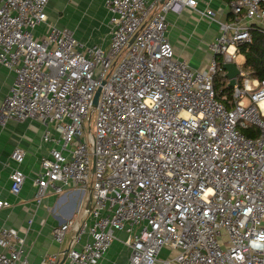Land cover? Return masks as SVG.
Returning a JSON list of instances; mask_svg holds the SVG:
<instances>
[{
    "label": "built area",
    "instance_id": "obj_1",
    "mask_svg": "<svg viewBox=\"0 0 264 264\" xmlns=\"http://www.w3.org/2000/svg\"><path fill=\"white\" fill-rule=\"evenodd\" d=\"M48 2L0 0V64L14 72L0 124L37 120L52 144L33 177L36 202L70 187H91L92 197L89 210L54 226L65 248L39 264L64 254L105 264L115 240L129 250L124 264H264V79L240 67L231 106L213 84L216 55L235 61L250 25L264 27V0L229 1L205 68L177 56L167 36V12L196 0H104L106 48L49 22ZM253 126L257 135L244 131ZM24 158L21 146L10 152L15 195ZM24 263V236L1 226L0 264Z\"/></svg>",
    "mask_w": 264,
    "mask_h": 264
},
{
    "label": "crops",
    "instance_id": "obj_2",
    "mask_svg": "<svg viewBox=\"0 0 264 264\" xmlns=\"http://www.w3.org/2000/svg\"><path fill=\"white\" fill-rule=\"evenodd\" d=\"M229 1L196 0L197 8L185 6L178 11L167 12V36L177 56L188 60L194 67H206L211 56L208 44L218 33V21L229 19ZM204 8L211 9L215 18L199 11ZM46 11L49 22L71 29L75 37L86 45L108 46L109 13L104 0H49ZM39 28L43 30L44 26ZM241 56L244 61V55ZM242 63L238 65L242 67ZM13 79L14 72L0 64V106L10 91ZM42 134V124L30 118L10 119L0 124V198L10 202L0 208V227L15 226L24 236L27 256V263L24 264H39L43 254L63 250L65 243L58 244L53 239L54 226L71 218L74 211L78 217L87 204L88 192L73 187L62 193L50 192L40 202L34 199L33 177L39 173L41 157L52 146L51 142L43 141ZM15 146L25 149L21 168L26 173L24 184L16 195L9 191L10 152ZM118 246L112 243L105 255V264L116 263ZM128 253L129 250L120 264L125 263ZM59 264L71 263L62 258Z\"/></svg>",
    "mask_w": 264,
    "mask_h": 264
},
{
    "label": "trees",
    "instance_id": "obj_3",
    "mask_svg": "<svg viewBox=\"0 0 264 264\" xmlns=\"http://www.w3.org/2000/svg\"><path fill=\"white\" fill-rule=\"evenodd\" d=\"M231 18V11L229 19ZM251 39L244 40L239 43V54L244 55L242 68L248 72L251 77H258L264 79V27L257 23L250 25ZM217 70L213 78L214 88L216 89L217 96L222 99L227 106L232 105L233 100V87L228 85V79L222 69L219 67L223 62L221 54L216 55ZM242 78L238 75V81ZM225 95V97H222ZM244 131L249 135H257L258 128L250 127L245 128Z\"/></svg>",
    "mask_w": 264,
    "mask_h": 264
},
{
    "label": "water",
    "instance_id": "obj_4",
    "mask_svg": "<svg viewBox=\"0 0 264 264\" xmlns=\"http://www.w3.org/2000/svg\"><path fill=\"white\" fill-rule=\"evenodd\" d=\"M221 66H222V69L225 70L224 74L228 79V85L233 86L235 84V82H237V76L241 72L240 66L235 61H223ZM100 89H101V86L99 85L97 87V89L95 90V93L93 95V99H92L93 104L97 103ZM91 197H92V191H91V187H89L88 188V195H87V204L85 207L86 210H89V208H90ZM62 258H65V254L63 255Z\"/></svg>",
    "mask_w": 264,
    "mask_h": 264
},
{
    "label": "rangeland",
    "instance_id": "obj_5",
    "mask_svg": "<svg viewBox=\"0 0 264 264\" xmlns=\"http://www.w3.org/2000/svg\"><path fill=\"white\" fill-rule=\"evenodd\" d=\"M40 27V26H39ZM39 27H36V34H41V33H44V32H42V31H44V28H43V30H41ZM235 62H237L239 65H241V63L243 62V57L241 56V54H238V56H237V59H235ZM94 120H95V113H93L92 114V117H91V123H92V127H93V124H94ZM85 201V200H84ZM83 201V202H84ZM83 202H82V206H83ZM77 212L76 211H74V214L72 215V217H71V219L72 220H74V219H76V217H77ZM67 234H69V232H67L66 233V235ZM119 243H117L116 241H114V244H118L119 246H118V250L119 251H117L118 253L116 254V256L117 257H115V258H118L117 259V261H116V263L115 264H120L121 263V261L123 260V258L125 257V255H126V253H127V250H128V248L127 247H122V246H120V245H122V244H120V241H118ZM120 249H121V251H120ZM166 254V250L164 249L163 251H162V255H165Z\"/></svg>",
    "mask_w": 264,
    "mask_h": 264
}]
</instances>
